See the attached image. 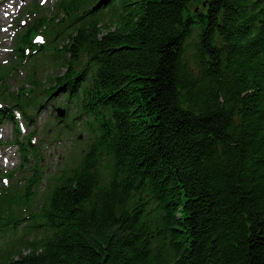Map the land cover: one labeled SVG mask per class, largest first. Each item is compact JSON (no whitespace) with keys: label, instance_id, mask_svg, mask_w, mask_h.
<instances>
[{"label":"trees","instance_id":"trees-1","mask_svg":"<svg viewBox=\"0 0 264 264\" xmlns=\"http://www.w3.org/2000/svg\"><path fill=\"white\" fill-rule=\"evenodd\" d=\"M43 26L55 75L4 99L60 93L90 146L32 238L34 183L0 199V264H264V0H62L21 59Z\"/></svg>","mask_w":264,"mask_h":264},{"label":"rangeland","instance_id":"rangeland-1","mask_svg":"<svg viewBox=\"0 0 264 264\" xmlns=\"http://www.w3.org/2000/svg\"><path fill=\"white\" fill-rule=\"evenodd\" d=\"M53 0H48L47 4L45 5L44 8H51L53 6L52 4ZM51 10V9H50ZM2 20V18H1ZM23 21H28V19L26 17H23L17 24L18 29L20 30L21 27H23L22 22ZM4 26H6V24H3ZM197 29V28H196ZM196 34L197 31L194 35V39L196 38ZM8 37V36H7ZM192 41V40H191ZM190 41V42H191ZM5 46L6 47H11L12 46V38L9 36L8 40L5 39ZM188 55H191V49L188 48ZM52 64L51 66H49L48 68H46V73H42V75L44 76L43 79L45 81H47L49 78H52L53 75H55V73L52 70ZM58 69V67L56 68ZM22 77L25 76L24 73H22L21 75ZM14 90L17 91L18 89V84H14ZM65 99L63 96L60 95H54L52 98H50L49 100H47L45 102V104L43 105V109L38 113V117H37V123H38V127H39V132H41V134L44 135V128H46L47 126H49L52 122H54V114H53V109L63 106L65 104ZM50 128L52 127V125L49 126ZM6 131V130H10V135H7V138L5 141L11 140L13 137V133H14V127L11 123H6L4 125L0 126V133L1 131ZM12 133V134H11ZM50 133V132H49ZM6 135V134H5ZM50 135H52L50 133ZM83 139L81 141L84 142V140L86 139V135L83 133ZM72 137V136H71ZM56 145V144H55ZM70 147V150L79 148L77 144L73 143L72 140H68L67 144L65 145H59V146H50L48 148H46L47 153L45 154L46 158L44 160V168L47 172L49 173H57L61 170V168H63L65 162H66V158L69 156V151L68 150ZM5 151H14L17 152V148L14 147L12 149H0V153L5 152ZM62 156H65V160L63 158H60ZM8 157H10L11 159H13L14 162L18 161V156H14L12 154H9ZM62 159V161L60 160ZM60 168V170H59ZM45 183V182H44ZM26 214V213H25Z\"/></svg>","mask_w":264,"mask_h":264},{"label":"snow or ice","instance_id":"snow-or-ice-1","mask_svg":"<svg viewBox=\"0 0 264 264\" xmlns=\"http://www.w3.org/2000/svg\"><path fill=\"white\" fill-rule=\"evenodd\" d=\"M5 183H7V181H5Z\"/></svg>","mask_w":264,"mask_h":264},{"label":"bare ground","instance_id":"bare-ground-1","mask_svg":"<svg viewBox=\"0 0 264 264\" xmlns=\"http://www.w3.org/2000/svg\"><path fill=\"white\" fill-rule=\"evenodd\" d=\"M1 1V0H0Z\"/></svg>","mask_w":264,"mask_h":264}]
</instances>
